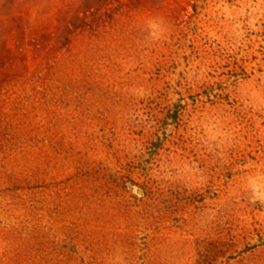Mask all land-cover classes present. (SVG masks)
Masks as SVG:
<instances>
[{
	"label": "rangeland",
	"instance_id": "rangeland-1",
	"mask_svg": "<svg viewBox=\"0 0 264 264\" xmlns=\"http://www.w3.org/2000/svg\"><path fill=\"white\" fill-rule=\"evenodd\" d=\"M0 264H264V0H0Z\"/></svg>",
	"mask_w": 264,
	"mask_h": 264
}]
</instances>
